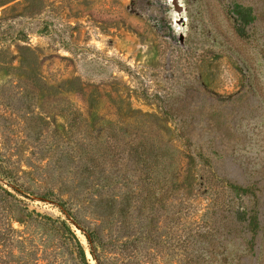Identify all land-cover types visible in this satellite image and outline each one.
Segmentation results:
<instances>
[{
	"label": "rangeland",
	"instance_id": "obj_1",
	"mask_svg": "<svg viewBox=\"0 0 264 264\" xmlns=\"http://www.w3.org/2000/svg\"><path fill=\"white\" fill-rule=\"evenodd\" d=\"M90 1L47 0L46 18L34 3L0 4V187L12 195L0 212L16 229L0 258L184 264L182 225H171L163 194L144 183L156 175L145 177L138 155L168 148L176 168L187 149L140 92L189 99L184 86L200 84L222 109L220 131L202 132L217 142L211 182L223 203L232 195L221 179L259 198L260 253L243 261L264 264V0ZM249 6L254 28L239 27ZM161 17L169 48L156 28ZM197 198L193 216L204 219L211 199L206 191Z\"/></svg>",
	"mask_w": 264,
	"mask_h": 264
},
{
	"label": "trees",
	"instance_id": "obj_2",
	"mask_svg": "<svg viewBox=\"0 0 264 264\" xmlns=\"http://www.w3.org/2000/svg\"><path fill=\"white\" fill-rule=\"evenodd\" d=\"M8 1L11 0H0V4ZM46 1L23 0L25 3L40 6L44 18L51 15L47 10ZM85 1L91 2L90 0ZM248 10L249 17L243 16V22H239V27L251 24L250 26L254 28L255 14L250 6ZM31 20V18H26L24 27H30ZM165 22L167 21L164 17L158 18L156 28L165 39L163 48H169L166 40H172L169 34L171 27L168 22ZM59 27L57 23L53 24L51 31L56 34ZM70 27V24L63 27L64 32L67 33ZM83 48L80 46L79 49L83 50ZM25 50H30L29 46L25 47ZM129 75L134 78L132 74L129 73ZM184 91H188L192 95L191 98L173 99L165 90L152 93L145 90L140 92L143 97L156 103L161 114L173 124L181 145L187 149L186 162L183 165L178 164L176 168H172L173 156L168 148L156 145L153 151H149L150 153H139L138 161L145 169V177L147 173H150L149 171L156 175L155 180L144 183L153 185L155 192L163 194L162 199L169 204L170 213L167 216H169L171 225H182V239H178L177 243L180 244L176 246H181L183 249L184 264H232L233 262L234 264H247L243 261L247 256H253L256 262L260 253L259 242L256 241L255 244V239L259 237L261 229L258 219L259 198H256L254 192L236 186L226 179H221V182H224L223 188L232 195L231 202L223 203L218 200L216 188L211 182V178L215 177L214 165L218 161V154L214 151L217 142L213 138H204L202 132L210 128L219 130V124H222L219 122L222 119V109L216 108L212 101H206L208 92L200 84L184 86ZM202 167L207 169L209 177H204L202 172L198 173L199 169L203 170ZM0 191L4 194H0V210H3L5 206L10 207L8 198L12 195L1 187ZM204 191L208 193L211 200L205 206L203 213L205 218L201 219L194 217L193 213L198 203L197 197L200 192ZM13 200L16 201L15 198ZM137 211L141 213L140 210ZM2 213L5 211L0 212V222L7 224L0 231V246H3L5 242L11 243L16 235V229L11 225L10 217L3 218ZM216 215H219L220 219H217ZM92 239L94 249L101 247L99 238L92 235ZM88 240H91L90 237ZM229 244L235 245V248L232 250ZM231 250L240 254L231 257L233 255ZM0 264L7 263L0 258Z\"/></svg>",
	"mask_w": 264,
	"mask_h": 264
}]
</instances>
